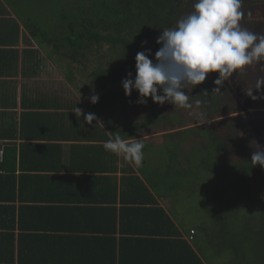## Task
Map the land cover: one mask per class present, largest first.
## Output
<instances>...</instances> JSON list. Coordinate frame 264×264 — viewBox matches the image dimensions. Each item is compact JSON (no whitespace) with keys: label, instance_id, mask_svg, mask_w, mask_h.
<instances>
[{"label":"trees","instance_id":"16d2710c","mask_svg":"<svg viewBox=\"0 0 264 264\" xmlns=\"http://www.w3.org/2000/svg\"><path fill=\"white\" fill-rule=\"evenodd\" d=\"M31 1L33 2V0H0V13L6 14L0 17V45L9 46L4 49L0 48V170L5 171L6 177L13 181L11 190L5 191L4 196V199L12 201L17 198L13 189L14 178H12L17 168L21 170L46 169L47 171L60 169L61 162L56 159V156H49L51 161L48 162V166L44 164V161H39L44 160L40 156L43 149L56 151L59 155L61 151H66L71 158H74V152L66 150L62 143L54 142L55 140L73 141L69 147L79 146L75 143L76 140L88 141L90 142L87 144L88 149L93 147L106 152L101 142L106 141L112 132L120 130L121 134L127 137L119 122L121 118L126 120L125 117L130 114L129 109L133 106V98L125 95L122 84H120L121 92H114L113 88L121 83L128 72H132L134 77L136 53L148 48L154 56L160 47L156 39L161 31L174 27L181 17L193 10L195 3V0H66V2L38 0L34 4ZM33 8H38L41 12L38 15L39 19L48 18L52 14L55 19L54 26L44 21H36L32 13ZM29 10L32 14L28 12ZM20 25L23 26L22 29ZM143 41H147V44L142 47ZM20 43L23 45L22 49L19 48ZM43 75L53 77V81L47 82L50 83L48 85L50 88L43 93L34 89L30 94L31 78ZM19 76L24 78L20 80L22 92L18 102L19 79L17 78ZM205 82L194 89L191 85L186 89L191 102H196L198 97L203 103L210 100L217 102L214 94L203 93L204 90L208 91L206 87H209ZM67 83L77 94L80 90L81 97L91 91L99 96V101L96 104L91 103V106L93 112L99 115L103 125L97 124L95 127L96 121L93 125H88L84 123L83 118H76L75 108L76 106L83 107V103L81 99L79 102L80 95L72 94ZM56 85L60 88L53 87ZM201 93L204 97L200 96ZM118 101L123 103L127 112L126 115H116L118 119H115V115L108 113V110L110 111L114 103ZM17 107H21L20 112H16ZM215 108L217 109V106L212 109L209 106L210 114L205 117H211ZM69 110L73 111L70 113L71 118H76L70 124L67 123L68 118L66 117L69 115ZM170 118L172 121L168 120L167 114L161 116V120L169 123L181 120V118L177 120L175 114ZM151 121L157 123V120L151 119ZM172 128L166 126L165 130ZM187 129L193 130L194 128ZM187 129L179 131L180 135L176 133L175 138L181 137L182 139L174 143L175 145L186 143L182 135L188 131ZM198 129L202 130L206 140L210 139L209 130L206 127L202 126ZM133 136L136 135L130 137ZM95 142L101 144H95ZM25 149L28 151H24ZM22 152L29 153L26 159ZM213 152H211L213 157L215 156L213 162L226 168L224 175L232 185L239 183L236 176L244 179V176L248 178L249 175H253L252 178L256 179V171L251 169L247 157L244 161H238L227 158L223 154L219 155L216 151ZM68 161L71 163V160ZM39 162L43 164L33 166V164L39 165ZM202 165L204 168L205 165L207 167L209 161L205 160ZM87 168L114 171L116 167L111 165ZM179 171L173 173L178 175ZM59 177L61 178L53 173L36 175L35 179H32L36 188L30 192L41 201L48 200L53 196L52 192L46 191L45 187L52 182L61 184L60 181H56ZM105 183L107 191L111 192L113 197L109 198L108 194H104L97 200L115 202L117 199L122 203V210L129 203L146 204L144 206L148 207L143 208L145 211L143 213L154 227L161 225L166 233L177 235L180 233L171 216L163 208L157 206V198L138 177L134 175L124 177L120 181L118 193H116L117 185L111 186L109 178L105 180ZM240 184L245 186L247 182ZM229 186H225L226 190L223 193L229 191ZM54 189V194H57V187ZM218 198L226 209H231L237 201L236 197L227 198L219 194ZM106 206L109 207L104 208L111 210L115 215L116 209L110 205ZM139 208L131 207L130 209L140 211L142 207ZM262 214L258 213L255 218L257 229L254 234L259 235L264 242L262 230H258L261 228L260 225L264 224ZM10 215L14 216L13 209ZM115 219L111 222V228H104L101 231L102 234L108 233L106 238L117 228ZM248 221L250 222V218H247L246 223ZM121 226V232L135 231ZM87 227L83 229L90 230V227ZM191 231L194 232L193 229ZM109 239L111 238H108L106 242L112 244ZM101 240L103 244L105 239ZM176 242L179 243V240ZM180 243L187 247L189 256L194 259L186 264H204L199 255L186 242L181 240ZM1 258L7 259L2 252H0V260Z\"/></svg>","mask_w":264,"mask_h":264},{"label":"crops","instance_id":"0c3cea01","mask_svg":"<svg viewBox=\"0 0 264 264\" xmlns=\"http://www.w3.org/2000/svg\"><path fill=\"white\" fill-rule=\"evenodd\" d=\"M5 15V13H0V17ZM20 27L23 26L20 25ZM5 47L9 46L0 45V48ZM19 48H23L21 43ZM22 78L24 77L17 78L19 79L18 102L22 92L20 88ZM38 78H31L30 94L36 89L32 85ZM81 109L89 113L88 109L92 110V106L87 108L85 104ZM15 110L20 112L21 107ZM72 112L69 110V115H66L68 124L77 118H71L70 113ZM95 114L100 119L99 115ZM146 134L144 133L142 137L144 140H149ZM54 142H60L66 150L74 152V158H71L66 151H61L59 155L56 151L43 149L40 156L44 160L39 161H44V164L48 166V162L51 161L49 156H56V159L61 162L60 169L47 171L46 169L21 170L17 168L12 177L14 178L13 189L17 197L13 201L4 199L5 191L11 190L13 181L6 177L5 171L0 170V197H2L0 199V248H3L0 252L7 258H1L0 264H186L191 260L194 261L189 256L187 247L180 243L181 240L199 255L204 264H208L197 242L195 228L190 227L188 231H185L168 209L172 205L171 197L166 192L153 188V184L165 186V176L147 173L122 156L117 157L110 152L93 147L88 149L87 144L90 143L88 141L76 140L75 143L79 146L74 147H69L73 141L55 140ZM98 143L103 142H95V144ZM22 155L26 159L29 153L22 152ZM68 160H71V163ZM42 164L39 162V165L33 164V166ZM111 165L116 167V171H98L87 168ZM47 173L61 176L56 180L61 184L54 182L47 184L45 189L52 192L53 197L41 201L30 192L36 188L32 179H35L36 175ZM132 175L142 180L155 195L157 206L163 208L171 216L180 232L178 235L166 233L161 225L154 227L143 213L145 212L143 208L148 207L144 206L146 204L129 203L122 210V203L117 199L115 202L97 200L104 194H108L109 198L113 197L111 192L107 191L105 180L109 178L111 186L116 184V193H118L120 181ZM54 187H57V194L53 192ZM106 205L116 209L115 215L111 210L104 208L109 207ZM131 207L142 208L140 211H132ZM12 209L14 216L10 215ZM114 218H116L117 228L106 238L108 233L102 234L101 231L104 228H111L110 225ZM121 225L126 226L127 230L135 231L121 232ZM87 226L90 230L83 229L88 228ZM192 229L194 232L191 231ZM108 238H111L109 240L112 244L106 242ZM101 239H105L103 244ZM176 240H179V243Z\"/></svg>","mask_w":264,"mask_h":264},{"label":"rangeland","instance_id":"374dc122","mask_svg":"<svg viewBox=\"0 0 264 264\" xmlns=\"http://www.w3.org/2000/svg\"><path fill=\"white\" fill-rule=\"evenodd\" d=\"M37 1L33 0L31 3H37ZM62 2H66V0H62ZM257 2L255 8L259 10L255 12L256 17L260 15V9L264 8V0H258ZM31 10L28 12L31 13ZM32 13L34 18L37 19L36 21H44L46 24L54 26L55 19L52 14L48 18L39 19L38 15L41 12L38 8H33ZM84 73H86L85 70ZM48 81H53V77L43 75L34 82L32 87L41 91V93L46 92L50 88ZM120 84L115 85L114 92H121ZM53 87L60 88L58 85ZM67 87L73 95H80L78 91V94L75 92L69 83H67ZM94 94L91 91L81 97L82 103L87 104V108H89L88 104H91L89 97ZM139 106L140 108L145 107L141 104ZM164 110L168 111V120H171L170 117L173 114L178 120L179 113L182 114L184 109L172 105L169 109L164 107ZM88 111L94 113L91 109H88ZM156 111L159 113V110ZM126 112L125 106L120 101L115 102L110 111L108 110V113L115 115V119H118L117 116L126 115ZM157 113H151L148 119L151 121V119L158 116ZM188 113H190L188 110H184L183 116L180 117L184 120L183 124L188 120L192 122V117L186 116ZM137 114L138 110H133V113L125 117L126 120L121 118L119 124L124 129L126 136L136 135L135 137L141 138L144 133L148 132L146 135L149 140H144V160L138 168L147 173L165 176L167 181H165V186L163 184L162 187L155 185V188L166 192L171 197L172 205L168 209L177 222L184 227L185 231H188L190 227L195 228L196 239L206 262L208 264H264V242L259 235L254 234L257 229L256 216L258 213L264 215V197L262 196L260 201V197L251 190L250 186L252 185L241 186L240 183L232 185L227 181V177L224 175L226 168L219 166L217 162H213V158H215L211 154L213 146L207 147L204 143L202 144L206 140L201 132L202 130L187 129L188 131L182 135L186 143L175 145L176 142L182 139L181 137L175 138L176 133L180 135L179 131H182L180 130L182 127L175 126L178 123L177 121L165 123L168 128L173 127L165 130L164 126L160 124L152 127L143 125L147 120L144 119L143 123H140L141 120ZM232 114L238 116L239 112ZM227 117L222 116L219 118L225 120ZM226 123V125H224L225 123H213V128L216 125V130H214L219 136L228 133V129L232 131V127L234 130H238L235 125L232 126L228 124L229 122ZM195 135H199L203 141L199 143L195 139ZM235 157L237 160L241 159V156L237 153H235ZM205 160L209 161V165L207 167L205 165L204 168L202 164ZM178 170H180V174L175 175L173 172ZM240 182L242 183V181ZM225 186H229L227 193H223L226 190ZM217 193L227 198L236 197V204L231 209L224 208V204L219 200ZM247 218H250V222L246 223ZM260 227L258 230H263L262 233H264V224L263 226L261 224Z\"/></svg>","mask_w":264,"mask_h":264},{"label":"clouds","instance_id":"9594fccd","mask_svg":"<svg viewBox=\"0 0 264 264\" xmlns=\"http://www.w3.org/2000/svg\"><path fill=\"white\" fill-rule=\"evenodd\" d=\"M244 0H195L193 10L181 17L176 25L161 31L156 39L160 45L154 56L145 48L135 56V76L128 72L121 84L126 96L135 90L139 93L137 104L146 105L150 97L153 103L192 109L193 103L186 89L201 85L209 74L216 73L212 92L220 93L234 73L245 70L254 63L264 61V34H257L241 26L245 17ZM251 15V13H248ZM147 41L142 42V47ZM264 90V78L256 81L254 88L244 90L253 101L264 99L254 95ZM80 92V90H79ZM208 94L207 90L203 91ZM81 99V93L79 102ZM96 104L99 96L89 97ZM200 105L202 101H196ZM76 117L83 116L84 123H103L95 113H85L77 107ZM208 123H212L209 121ZM258 145V144H257ZM105 151L140 166L144 160V138L137 139L120 130L112 132L103 142ZM251 163L264 170V146L252 152Z\"/></svg>","mask_w":264,"mask_h":264},{"label":"flooded vegetation","instance_id":"af4514ba","mask_svg":"<svg viewBox=\"0 0 264 264\" xmlns=\"http://www.w3.org/2000/svg\"><path fill=\"white\" fill-rule=\"evenodd\" d=\"M257 1L258 0H244L243 10L245 11V17L241 21V26L256 32L257 34H264V8L260 9V15L256 17L255 12L259 10L255 8L258 3ZM248 13H251V15H248ZM216 76V73H211L206 79L205 83L209 85V87H206L208 88V92L214 94L217 97V102L210 100L206 103H203L199 97L196 98L195 101H202L200 105L192 102V109H184L190 112L186 114V116H191L192 122L188 120V122H185V125H183L184 120L181 119L180 121H177L178 123H176L175 126L182 127L180 130L190 127H193L194 129H198V127L202 126L206 127L209 130L208 132L210 139L203 141L199 135H195V139L199 143L203 141L202 144L204 143V145L207 147L212 145V153H214L213 151H216V153L219 155L223 154L232 160H237L235 157V153H237L239 156H241V159L238 161H244L247 157L249 159V165L251 166V169L256 171V179L252 178L253 175H249L248 178L242 175L244 176V179L238 178L236 176V180L239 183L242 181V184L247 182V185L245 186L252 185L250 186L251 190H253L254 193L260 197L261 201V197H264V170H262L259 165L253 167L251 163V155L253 151L258 150V145L264 146V99L253 101L244 94V90H247L248 88H254L256 81L260 78H264V61L260 63H254L253 65L248 66L245 70L234 73L233 76L225 83L220 93L212 92L213 88L215 87L213 80L216 78ZM253 94L264 95V90H262L261 93L254 92ZM200 96L204 97L203 93H201ZM138 97L139 93L134 90L132 92V96H130V98H133V106L129 109L130 113H133V110L137 109V116L139 119L142 122L144 119L147 120V122L143 125L152 127L153 125L160 124L165 128V123L167 122L166 120H161V116H164L168 112L164 110V107L169 109V107L172 105L169 103L159 105L153 103L152 100L148 98L147 104L144 105L145 107L140 108V104H137L136 102ZM88 105L91 106V104ZM209 106L210 109L217 106V109L215 108L216 110L214 114L211 115V117L206 118L205 116L210 114V110L208 109ZM156 110H159V113H157ZM237 111L239 112L240 117L239 115H231V113H235ZM153 112L158 114V116L152 119L154 121L157 120L156 124L148 119V116ZM183 113H179L178 120L181 116H183ZM222 116L228 117L225 120H221L219 117ZM209 121L212 123H208ZM225 121L229 122L228 124H231L232 126L235 125L238 130L236 131L232 127V131L228 129V133L219 136L215 132L216 125L213 128V123H225L224 125H226L227 123ZM239 131H241L240 134ZM262 236L264 237V233Z\"/></svg>","mask_w":264,"mask_h":264},{"label":"built area","instance_id":"2783aa9c","mask_svg":"<svg viewBox=\"0 0 264 264\" xmlns=\"http://www.w3.org/2000/svg\"><path fill=\"white\" fill-rule=\"evenodd\" d=\"M193 232V231H192Z\"/></svg>","mask_w":264,"mask_h":264}]
</instances>
